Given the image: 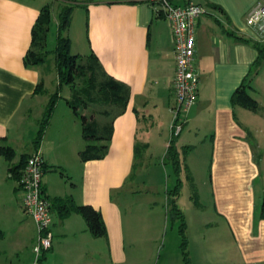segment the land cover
<instances>
[{"label":"crops","instance_id":"crops-1","mask_svg":"<svg viewBox=\"0 0 264 264\" xmlns=\"http://www.w3.org/2000/svg\"><path fill=\"white\" fill-rule=\"evenodd\" d=\"M6 1L17 7H0V144L14 147L16 156L9 161L0 155V264H36L37 226L10 171L12 164L36 149L44 157L42 184L51 203L56 197L72 196L77 204L92 205L102 213L107 229L105 236L96 237L79 213L62 218L52 209L53 245L37 264H151L165 221L156 203L131 204L135 190L130 182L157 159L167 160L176 72L169 21L146 1L78 0L81 4L74 8L66 33L71 50L84 57L94 53L104 71L130 93L124 111L111 105L114 112H102L101 118H112L106 156L84 161L81 152L88 142L82 121L68 104L71 90L68 94L64 90L69 96L60 92L51 121L35 143L50 95L59 84L52 52L43 62L25 63L33 26L45 4ZM189 1L174 0L179 5ZM192 1L206 9L197 22L200 89L177 146L211 147L215 212L229 230L232 245L217 253L191 251L190 260L264 264V62L247 88L258 101V110L233 101L259 55L255 42L264 46V30L247 23L259 0ZM58 23L57 16V30ZM51 32L50 27L48 42ZM40 83L44 91L36 92ZM95 120L100 126L101 121ZM137 145L144 146L140 156ZM166 246L165 239L155 264H185L181 251L172 256Z\"/></svg>","mask_w":264,"mask_h":264},{"label":"trees","instance_id":"trees-1","mask_svg":"<svg viewBox=\"0 0 264 264\" xmlns=\"http://www.w3.org/2000/svg\"><path fill=\"white\" fill-rule=\"evenodd\" d=\"M66 3L60 7L58 13V30L55 48L48 50V36L52 22V5L46 4L42 7L36 22L32 29L31 48L25 55L26 64H37L46 60L49 52L54 54L56 68L58 73L59 84L57 90L50 95L49 102L46 105L45 113L40 121V128L35 143L39 144L46 127L49 125L53 111L55 109L58 98L65 86H69L72 90V98L68 100V104L73 110L76 117L80 118L83 124V136L88 142L85 150L81 152L82 160L101 159L108 152V142L112 136V127L105 126L104 132H100L98 123L95 119H88L82 113V110L93 109L98 111L97 106L113 105L124 111L129 102V90L121 82L108 75L102 68L98 58L94 53L84 57L81 54H73L71 52V39L66 34L69 28L71 17L74 8L81 4L78 0H66ZM84 4V3H83ZM250 41V39L248 40ZM259 50V55L253 63L250 71V78L235 91L233 101L253 111L259 108L258 101L251 96L247 88H251V76L258 72L264 62V46L255 42ZM85 59V61H83ZM83 78L85 82V93L76 89L78 78ZM44 91L43 83H40L36 92ZM81 110V111H80ZM107 113V110H103ZM106 130V131H105ZM178 135H172L170 144L167 150V160L178 176L176 187L168 192V202L172 205L175 216L181 219L180 232L182 235V255L185 264H192L190 253L188 250V239L186 235V220L185 214L176 203V198L172 197V193L179 195L182 187V165L185 162V155L191 147H183L180 150L177 146ZM144 146H136V155L140 156ZM0 155L4 156L9 161H12L16 156L14 147L10 145L0 144ZM28 155H23L21 159L10 166L12 175L18 180L21 178L22 170L24 169ZM52 209H56L60 217H67L70 213L76 212L82 215L88 225L90 232L96 237H103L107 234L106 225L104 223L102 213L94 206L89 204H77L72 196L56 197L52 200ZM261 216L264 218V197L261 210Z\"/></svg>","mask_w":264,"mask_h":264},{"label":"rangeland","instance_id":"rangeland-1","mask_svg":"<svg viewBox=\"0 0 264 264\" xmlns=\"http://www.w3.org/2000/svg\"><path fill=\"white\" fill-rule=\"evenodd\" d=\"M35 1H40L41 4L43 3L45 5L49 2L53 8V21L51 23L52 32L47 48L51 51L56 45L57 14L60 11V7L69 2H66V0L59 2L56 0ZM10 3L14 2L6 0L1 1L0 4L3 6H0L1 9L11 10L14 4ZM71 52L76 54L74 49H72ZM53 56L54 55L51 54L50 58ZM83 61H85V59ZM55 72L56 71L53 70L51 73L55 74ZM85 85L83 78L79 77L75 87L79 91L85 93ZM64 90L67 94L72 91L69 86H65L62 93L64 95H66ZM258 97H260L259 94ZM62 101L65 100L63 99ZM97 109L99 110L93 111V109L88 108L82 110V112L88 114L89 120L90 117L91 119H99L101 121V125L99 126L101 129L100 132H104L103 127L109 126L112 118L111 116L101 118L104 116L102 111L104 109H109L114 112L115 108L110 105H104L97 106ZM193 149L189 150L187 155H185V160H187L182 165L183 169L180 177L183 185L181 187V192L179 195L172 193V197H177L175 201L185 214L189 253L191 251H194V253L200 251H203V253L208 251L217 253L226 250L232 245V238L230 237V232L226 228L224 221L215 212L214 194L210 180L211 147L202 145L198 146L196 150ZM147 168L149 169L137 171V177L130 182V188L135 190V195H133L135 204L134 201L130 202L134 206L140 203H156L155 209H157L158 213H161L164 219L163 221H165L162 225L161 235L157 239L154 247L156 253L151 264H155L158 251L160 252V247L163 245L165 239L167 241V246L165 248L167 252H170L172 256H176V253L179 251L182 253V235L180 232L181 219L175 216L172 205H169L167 201V192H170V190L176 187L178 176L174 170H172L173 168L168 161L162 160V157L151 163ZM53 210L55 211L56 209Z\"/></svg>","mask_w":264,"mask_h":264},{"label":"built area","instance_id":"built-area-1","mask_svg":"<svg viewBox=\"0 0 264 264\" xmlns=\"http://www.w3.org/2000/svg\"><path fill=\"white\" fill-rule=\"evenodd\" d=\"M149 2L158 15L170 23L175 44L176 72L174 76L175 105L173 107L172 135H179L187 121L191 107L197 102L200 75L196 67L197 22L206 9L190 0L179 5L174 0H138ZM247 23L264 30V0L251 9ZM44 157L40 149L32 152L22 170L18 185L25 210L37 226V239L33 247L35 263L53 245L52 203L43 190Z\"/></svg>","mask_w":264,"mask_h":264}]
</instances>
